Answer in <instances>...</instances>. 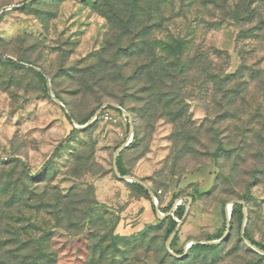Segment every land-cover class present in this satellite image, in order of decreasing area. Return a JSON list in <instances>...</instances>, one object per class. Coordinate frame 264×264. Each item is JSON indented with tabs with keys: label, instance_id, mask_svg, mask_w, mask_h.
<instances>
[{
	"label": "rangeland",
	"instance_id": "obj_1",
	"mask_svg": "<svg viewBox=\"0 0 264 264\" xmlns=\"http://www.w3.org/2000/svg\"><path fill=\"white\" fill-rule=\"evenodd\" d=\"M252 240L264 0H0V264H264Z\"/></svg>",
	"mask_w": 264,
	"mask_h": 264
},
{
	"label": "trees",
	"instance_id": "obj_2",
	"mask_svg": "<svg viewBox=\"0 0 264 264\" xmlns=\"http://www.w3.org/2000/svg\"><path fill=\"white\" fill-rule=\"evenodd\" d=\"M220 54H221V52H220L219 50L216 51V56H217V57H219ZM7 62L13 63V62L10 61V60H8ZM241 69H242V68H240V70H239V74H238V76H237L236 74H227V73H225V74H223L222 77H218V78H217V74L214 73L213 77L216 78V79H218L219 84H223V83L228 84V87H227L228 89H226L225 92H224V95H225V96H226V95H229V94H230L229 92L235 93V95H236L237 91H235L234 88H235V87L239 88V86H241V84H242V83H237V82H236L237 79L239 78V75L241 74ZM41 78H42L43 80H45L43 76H41ZM232 83H233V85L230 86V84H232ZM232 90L235 91V92H233ZM225 96H224V97H225ZM233 96H234V95L231 94V95L229 96V99L234 100L235 97H233ZM110 109L119 112L118 109H114V108H110ZM118 167H119V170L122 172L121 167H120V162H119V164H118ZM140 188H141V187H140ZM236 206H237V209H234L233 214H237V215H238V222H239V224H240L241 221H242V218H243L242 206L239 205V204H236ZM169 207H170V206H168V208H169ZM183 213H184V207H183V206H178V207L175 209V211H174V215H175L178 219H181V218L183 217ZM169 218H170V220H171V225H170V228H169V229L166 231V233H165V236H166V237H168L171 233L174 232V230H175V228H176V226H177V224H178V221L174 220L172 217H169ZM252 243H253L254 245L258 246L261 250L264 251V244H261V243H259V242H257V241H254V240H252ZM210 247H212V246H209V245H203V244H196V245H193L192 248H193V249H203V248H210Z\"/></svg>",
	"mask_w": 264,
	"mask_h": 264
},
{
	"label": "water",
	"instance_id": "obj_3",
	"mask_svg": "<svg viewBox=\"0 0 264 264\" xmlns=\"http://www.w3.org/2000/svg\"><path fill=\"white\" fill-rule=\"evenodd\" d=\"M116 108H120L119 106H116ZM126 115H128L127 113H126V111L125 110H123V109H121Z\"/></svg>",
	"mask_w": 264,
	"mask_h": 264
}]
</instances>
